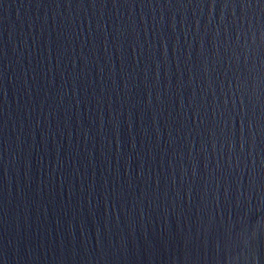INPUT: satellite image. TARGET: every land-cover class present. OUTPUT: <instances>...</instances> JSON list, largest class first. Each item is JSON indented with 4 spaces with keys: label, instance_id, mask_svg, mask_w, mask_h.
<instances>
[{
    "label": "water",
    "instance_id": "obj_1",
    "mask_svg": "<svg viewBox=\"0 0 264 264\" xmlns=\"http://www.w3.org/2000/svg\"><path fill=\"white\" fill-rule=\"evenodd\" d=\"M0 264H264V0H0Z\"/></svg>",
    "mask_w": 264,
    "mask_h": 264
}]
</instances>
